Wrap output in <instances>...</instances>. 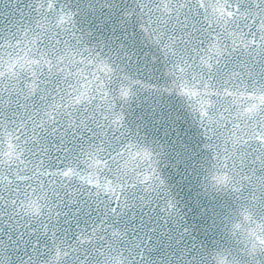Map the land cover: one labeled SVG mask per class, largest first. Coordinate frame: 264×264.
<instances>
[{
  "label": "snow or ice",
  "instance_id": "6c2138e0",
  "mask_svg": "<svg viewBox=\"0 0 264 264\" xmlns=\"http://www.w3.org/2000/svg\"><path fill=\"white\" fill-rule=\"evenodd\" d=\"M0 264H264V0H0Z\"/></svg>",
  "mask_w": 264,
  "mask_h": 264
}]
</instances>
